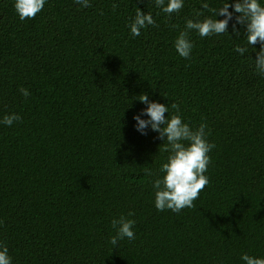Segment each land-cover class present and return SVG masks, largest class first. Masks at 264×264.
Wrapping results in <instances>:
<instances>
[{"label": "trees", "instance_id": "1", "mask_svg": "<svg viewBox=\"0 0 264 264\" xmlns=\"http://www.w3.org/2000/svg\"><path fill=\"white\" fill-rule=\"evenodd\" d=\"M208 3L219 8L224 0ZM91 5L48 0L34 19L21 21L14 0H0V119L21 117L0 125V243L13 264H243V254L264 257L259 43L244 56L234 51L246 45L244 27L233 32L234 14L228 33H189L194 48L185 59L173 42L200 0H185L171 16L153 0ZM139 8L156 25L133 38L128 25ZM142 94L170 114L179 105L183 120L206 124L216 145L209 183L180 213L154 206L150 181L168 153L159 150L158 133L135 128L133 117L146 107ZM121 216L135 220V239L113 246L112 221Z\"/></svg>", "mask_w": 264, "mask_h": 264}, {"label": "clouds", "instance_id": "2", "mask_svg": "<svg viewBox=\"0 0 264 264\" xmlns=\"http://www.w3.org/2000/svg\"><path fill=\"white\" fill-rule=\"evenodd\" d=\"M48 0H14V9L21 21L34 19L40 13ZM81 8L91 7V0H74ZM156 8L164 14L171 16L179 12L185 5V0H153ZM200 8L194 9V18L186 19L184 30L174 40V48L182 58L191 57L194 44L189 38V33L195 32L199 37L205 38L213 35L228 33V26L235 15L233 32L239 35L236 25L244 27L246 34V45H237L234 51L240 56L249 52L248 46L254 48L259 43V50H256L255 71L264 77V0H224L223 6L210 8L208 0H200ZM232 11H229V9ZM205 10L211 11L212 16H204ZM224 17L218 19L217 17ZM156 22L151 12L144 13L140 8L129 23L130 35L135 38L140 36L141 30L148 26H155ZM255 49V48H254ZM23 97L30 96L27 88H19ZM139 101L146 105L144 109L133 117L136 130L141 135H147L151 130L159 134L163 141L159 150L168 153L166 162L159 168L160 175L150 181L154 191V206L157 211L171 210L180 213L184 208L194 206V201L199 198L200 192L209 183L205 173L211 161L209 153L216 147L209 143L210 132L206 131L207 125L201 123L199 127H193L184 121L180 115L179 105L173 103L171 108L175 114L169 113V106L158 101L149 99L147 94L139 96ZM168 113V116H165ZM143 117H147L146 119ZM21 117L16 114H6L0 119V125L11 127ZM151 176L152 173L148 172ZM129 212L128 216H133ZM112 226L115 235L110 239L113 246L118 241L135 239V220L121 216L113 219ZM243 264H264V257H255L243 254L240 257ZM0 264H13L12 257L6 245L0 243Z\"/></svg>", "mask_w": 264, "mask_h": 264}]
</instances>
